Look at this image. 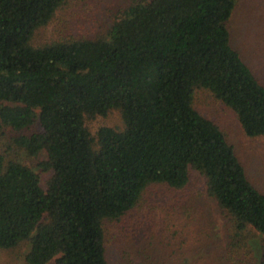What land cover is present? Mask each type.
Instances as JSON below:
<instances>
[{
    "label": "trees",
    "instance_id": "16d2710c",
    "mask_svg": "<svg viewBox=\"0 0 264 264\" xmlns=\"http://www.w3.org/2000/svg\"><path fill=\"white\" fill-rule=\"evenodd\" d=\"M64 2L0 0V132H16L28 156L43 153L41 170L51 172L44 188L30 166L0 154V249L29 243L25 264H109L105 225L127 219L152 185L185 189L194 170L228 219L226 248L203 260L262 264L264 193L194 106L204 90L246 136L264 137V85L231 43L237 0L133 3L105 38L33 46ZM112 110L122 127L91 133L86 119ZM36 123L41 130L25 134ZM182 220L181 243L184 234L216 238L211 226Z\"/></svg>",
    "mask_w": 264,
    "mask_h": 264
},
{
    "label": "rangeland",
    "instance_id": "374dc122",
    "mask_svg": "<svg viewBox=\"0 0 264 264\" xmlns=\"http://www.w3.org/2000/svg\"><path fill=\"white\" fill-rule=\"evenodd\" d=\"M148 1L65 0L54 19L34 33L31 43L42 46L63 38H105L126 7ZM229 27L233 47L264 85V0H237ZM194 106L220 126L228 142L234 146L250 181L264 193V137L246 136L233 111L204 90L195 92ZM86 125L94 134L101 126L121 128L122 119L118 111L112 110L105 117L87 118ZM40 130L36 123L25 134ZM16 136V132L7 128L0 132V154L7 153L11 159L30 166L39 174L45 188L51 172L42 171L40 163L46 156L43 153L37 157L28 156L13 144ZM183 218L189 223L211 226L216 238L211 241L205 238L204 242L196 243L195 238L192 240L191 236L184 234L185 242L181 243L177 230L182 228L176 225L184 222ZM104 228L109 264H210L203 258H208L209 253L218 255L223 252L229 238L226 215L207 194L205 178L194 170L190 171L185 189L170 191L163 186L152 185L127 219L118 224L108 223ZM259 240L254 238L251 241L255 250ZM28 250L27 242L13 249H0V264H25ZM253 257L257 258L254 251ZM261 260H254V264H261Z\"/></svg>",
    "mask_w": 264,
    "mask_h": 264
}]
</instances>
